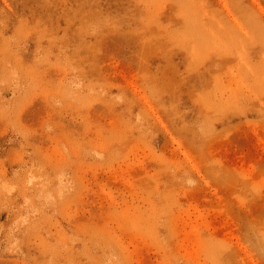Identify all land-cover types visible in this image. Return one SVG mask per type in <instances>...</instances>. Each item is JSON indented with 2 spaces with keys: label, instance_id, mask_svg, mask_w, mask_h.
<instances>
[{
  "label": "rangeland",
  "instance_id": "obj_1",
  "mask_svg": "<svg viewBox=\"0 0 264 264\" xmlns=\"http://www.w3.org/2000/svg\"><path fill=\"white\" fill-rule=\"evenodd\" d=\"M0 264H264V0H0Z\"/></svg>",
  "mask_w": 264,
  "mask_h": 264
}]
</instances>
